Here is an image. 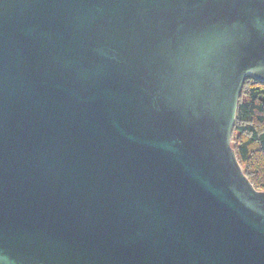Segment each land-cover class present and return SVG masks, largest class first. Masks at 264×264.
Listing matches in <instances>:
<instances>
[{
	"label": "water",
	"instance_id": "1",
	"mask_svg": "<svg viewBox=\"0 0 264 264\" xmlns=\"http://www.w3.org/2000/svg\"><path fill=\"white\" fill-rule=\"evenodd\" d=\"M246 77L264 0H0V264H264Z\"/></svg>",
	"mask_w": 264,
	"mask_h": 264
},
{
	"label": "trees",
	"instance_id": "2",
	"mask_svg": "<svg viewBox=\"0 0 264 264\" xmlns=\"http://www.w3.org/2000/svg\"><path fill=\"white\" fill-rule=\"evenodd\" d=\"M231 146L253 187L264 191V83L252 77L241 86Z\"/></svg>",
	"mask_w": 264,
	"mask_h": 264
}]
</instances>
